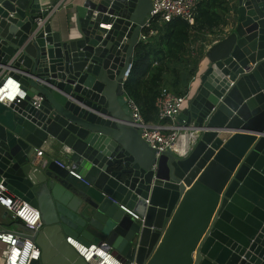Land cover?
Segmentation results:
<instances>
[{"label": "water", "instance_id": "95a60500", "mask_svg": "<svg viewBox=\"0 0 264 264\" xmlns=\"http://www.w3.org/2000/svg\"><path fill=\"white\" fill-rule=\"evenodd\" d=\"M151 8L86 0L65 37L36 28L40 0H0V63L13 58L26 92L0 103V177L40 210L31 264H88L68 236L137 264H264V0H238L233 31L208 52L179 115L196 130L184 156L158 154L126 104ZM52 140L70 169L33 165Z\"/></svg>", "mask_w": 264, "mask_h": 264}, {"label": "built area", "instance_id": "2783aa9c", "mask_svg": "<svg viewBox=\"0 0 264 264\" xmlns=\"http://www.w3.org/2000/svg\"><path fill=\"white\" fill-rule=\"evenodd\" d=\"M201 0H152V8L145 23L141 26L142 32L140 40H146L145 29L149 28L153 20L159 22H168L174 18H181L194 22V15ZM43 10V9H41ZM45 12V13H44ZM48 9L41 11L42 14L35 17V26L42 28L48 19ZM111 24H108V28ZM154 33L151 30L150 34ZM13 58L7 63H0V103L9 105L18 96L24 97L25 90L19 77V71L13 67ZM131 69V67H130ZM126 104L130 110L131 124L141 131L142 138L157 153L172 151L180 156L188 154L187 147L196 132L192 131L190 126L180 123L179 115L182 112L187 94H175L166 88H163L156 100L157 121H148L141 113L139 105L125 95ZM43 100V97H37L34 104ZM43 151L38 149L36 156L39 157ZM56 163L62 167H68V163L56 160ZM70 169V168H69ZM71 173L81 178L79 174L71 170ZM0 205L4 207L11 216L22 221L28 226H38L41 220L40 211L27 200L10 192L8 185L3 178H0ZM124 209L134 218L139 216L132 210ZM0 241L6 245L4 264H31L33 260H39L41 250L39 246L26 236L12 231L0 232ZM67 243L88 263V264H137L134 260L127 261L115 255L104 242L85 243L72 236L66 237Z\"/></svg>", "mask_w": 264, "mask_h": 264}, {"label": "trees", "instance_id": "16d2710c", "mask_svg": "<svg viewBox=\"0 0 264 264\" xmlns=\"http://www.w3.org/2000/svg\"><path fill=\"white\" fill-rule=\"evenodd\" d=\"M231 1L201 0L193 23L181 18L153 20L145 29L148 37L134 48L124 90L139 105L146 120H157L155 103L163 88L178 95L187 92L203 58V50L196 49L195 42L200 34L227 24ZM151 30L156 33L150 34Z\"/></svg>", "mask_w": 264, "mask_h": 264}, {"label": "crops", "instance_id": "0c3cea01", "mask_svg": "<svg viewBox=\"0 0 264 264\" xmlns=\"http://www.w3.org/2000/svg\"><path fill=\"white\" fill-rule=\"evenodd\" d=\"M85 1L86 0H40V4H41V9L45 11L46 9L49 10V12L47 13L48 15L47 23L51 24L52 30L54 32H60L63 34V36L66 37L70 33H74V34L76 33L77 25H76L74 12L76 10V7L84 4ZM237 7H238V0H232L231 10L227 24L213 31H207L200 34L199 38L196 40L194 47L196 49L198 48L203 50V58H201L202 60L200 62L199 69L197 70L196 74L193 76L191 83L188 86L186 92L187 98L183 105L182 111L188 106V100L196 94V91L200 85V75L205 71L210 59L208 56V52L214 46L220 43L222 40L227 38L233 31L236 25ZM100 27L108 28V24L102 20L100 22ZM155 33L156 32L154 31V34ZM178 121L183 125H187L184 119L179 118ZM63 148L65 147H63L61 144L57 143L56 141L52 140L50 143L46 142L42 147L37 148L35 150L34 156L32 158L33 165L46 166L47 163L52 160L54 161L59 160L68 163V157L64 152ZM38 149L43 151V154L39 157L36 156V151ZM10 192L15 194L14 191L12 190H10ZM36 208L39 210L38 207ZM42 226H43L42 220H40V224L38 226L36 225L28 226L24 224L22 221L13 218L11 216V213H9V211H7L4 207L0 205V232L12 231L27 237L28 235H30V233L42 228ZM5 249H6V245L0 241V264H4Z\"/></svg>", "mask_w": 264, "mask_h": 264}]
</instances>
